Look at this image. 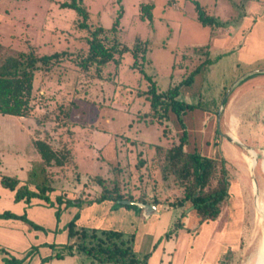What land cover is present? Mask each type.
Listing matches in <instances>:
<instances>
[{
    "label": "rangeland",
    "instance_id": "1",
    "mask_svg": "<svg viewBox=\"0 0 264 264\" xmlns=\"http://www.w3.org/2000/svg\"><path fill=\"white\" fill-rule=\"evenodd\" d=\"M64 1L0 0V55L29 49L39 55L86 52V33L77 26L76 12L61 7ZM196 2L218 22L213 31L197 20ZM144 4L154 6L152 20L141 19ZM84 5L90 13L89 23L95 27L104 26L110 38L113 36L110 29L120 6L123 8L116 36L122 45L130 47L137 39L148 43L144 68L162 91L178 84L209 54L211 64L195 76L192 85L181 88L182 101L201 107L187 113L185 123L189 140L186 149L216 159L221 158L222 152L232 157L231 164L227 161L230 197L223 215L209 222H201L190 205L171 209L165 205L132 208L127 209L130 216L125 218L118 205L111 215L108 202L100 203L94 212L83 209L89 204L82 208L64 205L57 218V204L53 210L48 206L28 204L24 215L42 228L36 229L26 222L35 232H40L33 240L49 239L59 244V248L64 247L67 224L78 216L77 224L82 222V226L135 234L137 253H151L148 264H254L264 241L263 224L255 202V186L260 198H264V0H251L248 4L245 0H122L121 5L117 0H84ZM212 38L224 42L220 46ZM118 59L117 76L112 82L95 77H75L70 70L63 77L70 85L56 94V99L62 101L68 92L76 104L71 115L77 125L73 152L82 168L81 181L91 180L96 172L108 176L109 171L112 179L117 176L114 135L162 145L167 141L162 136L161 126L145 124L139 118L140 113L149 110V103L138 96V92L148 88V81L132 69L131 54ZM244 78L247 80L238 88H244V93L238 95V90L234 89ZM40 82L41 75L38 74L35 97L39 105L44 103ZM52 87L50 94L59 89ZM49 105L51 109L56 107L54 102ZM220 111L223 114L216 123ZM45 112L37 110L35 116L40 117ZM229 115L235 117L232 118L234 124L230 123V141L223 140L229 131ZM36 128L35 118L0 115V173L16 169L23 180H29L32 168L39 162L30 140ZM169 128V134L178 140L183 131L174 116ZM63 138L71 141L67 135ZM90 149L105 167L93 166L94 157L86 152H91ZM250 149L255 150L256 158L261 157L254 169L247 163L248 155L253 157ZM81 156H85L86 162ZM3 158L7 163L5 166H2ZM87 174L90 179L86 178ZM69 179V183L54 180L53 185L60 191L70 189L74 199L88 200L77 184L75 174ZM162 185L160 183L159 187ZM52 195L55 199L59 196ZM1 206L5 207L6 203ZM172 230L174 232L167 238L166 234ZM7 258L9 260L11 255ZM23 258L16 259L23 261ZM50 264H87V258L78 254L54 259Z\"/></svg>",
    "mask_w": 264,
    "mask_h": 264
},
{
    "label": "trees",
    "instance_id": "2",
    "mask_svg": "<svg viewBox=\"0 0 264 264\" xmlns=\"http://www.w3.org/2000/svg\"><path fill=\"white\" fill-rule=\"evenodd\" d=\"M117 1L122 4V0ZM250 1L245 0L247 4ZM61 7L76 12L79 19L77 26L86 33L85 40L88 45L86 52L62 51L39 55L34 49H29L0 55V115L36 119L37 128L31 143L39 156V162L32 168L28 181L23 182L18 177L2 174L1 185L16 193V202L25 201L30 204L33 199H40L52 207L57 204V218L60 217L61 207L64 205L66 208L72 206L82 208L85 204L110 201L126 209H138L135 203L165 205L169 209L185 208L190 205L194 215L201 222L219 219L230 197L231 181L227 160L225 157L216 159L199 151L186 149L189 134L183 116L201 107L189 105L180 99L181 88L192 85L195 76L211 64L209 54L178 84L162 91L144 68L148 43L137 39L130 47L122 45L116 36L124 14L121 6L110 29L113 33L112 38L104 26L95 27L89 23L90 13L84 5V0H65ZM153 8V5H142L141 19L152 20ZM195 11L199 23L213 31L218 24L215 17L209 15L197 2ZM126 54L133 57L132 69L138 71L149 83L145 91L138 92V96L144 97L149 103V110L140 113V121L161 126L162 136L168 142L165 145L147 144L129 136L114 135L117 176L112 179L109 171L108 176L97 172L91 180L81 181L82 168L73 152L77 125L73 123L71 115L76 104L68 92L63 95L62 101L56 99V94L61 88L70 85L69 80H63L66 72L70 70L75 77H95L112 82L118 72L120 62L118 57ZM111 66L113 72L110 71ZM38 74L41 75L39 88L44 90V103L41 105L37 103L35 97ZM246 80L247 78L241 80L234 91ZM75 81L74 84L77 85ZM52 83H54L52 86L59 87L54 94L48 93L50 89H54ZM225 94L226 90L222 95ZM53 102L56 107L51 109L49 103ZM41 109L46 112L40 117L35 116V112ZM173 116L183 131L178 140L169 134V123ZM64 135L71 141L65 140ZM74 174L79 182L77 184L82 186L89 199L79 197L69 199L61 191L62 194L53 202L50 195L58 191L53 185L54 180L68 181ZM87 175L86 178H89V174ZM160 183H163L161 188ZM87 188L91 191L86 192ZM166 194L167 197L163 198L162 196ZM172 195L173 197H170ZM0 217L20 219L36 229H42L30 222L25 215L18 216L5 212L0 214ZM77 220L78 216L67 224L68 244L60 248L54 255L55 258L63 259L79 254L85 256L90 264H148L151 253L144 255L137 253L135 234L81 227ZM173 232L172 230L167 233L166 237ZM51 247L56 248L54 245Z\"/></svg>",
    "mask_w": 264,
    "mask_h": 264
},
{
    "label": "crops",
    "instance_id": "3",
    "mask_svg": "<svg viewBox=\"0 0 264 264\" xmlns=\"http://www.w3.org/2000/svg\"><path fill=\"white\" fill-rule=\"evenodd\" d=\"M216 39L217 38H212V40L217 42L218 40H216ZM218 39H220V38H218ZM223 42L224 41L219 40L217 43L221 46L223 44ZM211 48H212V45L210 44L209 50ZM243 90H244V88L239 89L237 92L238 95L243 94L244 93ZM222 114H221V116H222ZM186 117H187V114L185 116H183L184 122L186 120ZM232 118L235 119V117H233V115L228 116L227 120H228V124H229L228 125L229 131H228L227 136L225 138H223V140H225L226 138H227V140L231 139L232 130H231L230 125L234 124V122H235V120H233ZM217 121H220V119L216 120L215 122L218 123ZM142 141L145 142L144 140H142ZM165 142H168V141H165ZM147 144H154V143H147ZM165 144H167V143H164L163 145H165ZM250 150H254V149H250ZM86 152L88 155L89 154L92 155L93 151L91 150V152H89L86 150ZM35 155H36V158H38V160H39V156L36 152H35ZM85 156L87 157V155H85ZM85 156H81L83 161H85V159H84ZM221 157H225L226 160L228 161V163L231 164L232 157L227 156V154H225L224 152H222ZM250 157L251 156L248 155L247 163L249 164V166H250V161H249ZM77 159L78 158H76V160ZM77 161L79 163V160H77ZM94 164H95V166L105 167L103 165H100L101 163H99V160H96L95 157H94V161H93V166H94ZM102 164L105 165V163H102ZM5 165H7V163H6V160H4V158H3L2 166H5ZM9 168H10V166H9ZM2 174L13 176V177L14 176L18 177L21 181L26 182L25 180H23L21 178V175L19 174L18 170H16V169L15 170L12 169V171L9 170V172H7V173L6 172L0 173V175H2ZM65 182L69 183L68 181H65ZM79 187L81 188V190H83L82 186L79 185ZM68 190H65V191L63 190V192H64L63 194L65 195V197H67L69 199H74V195H72V192L70 191V189H68ZM85 190H86V192L91 191L88 188ZM52 194L61 195L62 193H61L60 189H58V191H56V193L53 192ZM52 194L50 195L51 200L53 202H55L56 199L53 197ZM14 202H15V192L4 188L0 182V214H4L5 212H11V213H14L18 216H23L24 215V212H23L24 208L29 206L28 203L25 201H22V202L14 204ZM106 202L110 203L109 209L111 210L110 214L112 215L113 209L117 208V207H115L116 205L113 202H110V201H106ZM3 203L4 204L6 203L5 207L1 206ZM30 205L48 206V207H51V209L53 210L52 206H50L45 201L40 200V199H33L31 201ZM98 206H100V205L96 203L93 205L84 206L83 209L86 211L92 209L94 212V209H96ZM7 207H9V210H7L8 209ZM10 209H12V210H10ZM122 210L124 212L123 213L124 218H125V216L126 217L130 216V213L127 209H123V207H122ZM78 225L81 227H86V228H96V229L106 230V229L101 228V227L82 226V222H79ZM52 226H54V224ZM37 233H40V232L39 231L35 232V230H33L28 224H26L25 221H22L20 219H14V218L8 219V218H1L0 217V264H50V262L52 260H54V259L57 260V258H55L54 255L60 250V248H59L60 245L57 243H54V241H50L49 239H47L46 241H44L43 239L41 241H38L37 239L33 240L34 239L33 237H35V238L37 237L36 236ZM66 233H67V231H66ZM66 244H68V234H67V238L65 240L64 245H66ZM51 245H54L56 248L53 249L51 247ZM43 246H47V247L45 248ZM39 247L40 248L43 247V248L39 249ZM36 249L38 251H36ZM26 253H28V254L26 255ZM8 255H11V258H9V260H7ZM13 255L18 256L16 258L24 257L22 259L23 261H19L18 259L12 257ZM74 256H76V255H74ZM66 257H70V256H66ZM87 264H90V262L88 260H87Z\"/></svg>",
    "mask_w": 264,
    "mask_h": 264
},
{
    "label": "bare ground",
    "instance_id": "4",
    "mask_svg": "<svg viewBox=\"0 0 264 264\" xmlns=\"http://www.w3.org/2000/svg\"><path fill=\"white\" fill-rule=\"evenodd\" d=\"M252 158H249V161L252 165V168L254 169L258 165V158H256L255 154L256 152L254 150H251ZM262 170L264 172V160L262 162ZM261 196L259 195V191L257 187L255 186V202H256V208L257 211L260 214V221L262 222V216H263V211H264V198L261 199ZM254 264H264V241L261 244L255 263Z\"/></svg>",
    "mask_w": 264,
    "mask_h": 264
},
{
    "label": "water",
    "instance_id": "5",
    "mask_svg": "<svg viewBox=\"0 0 264 264\" xmlns=\"http://www.w3.org/2000/svg\"><path fill=\"white\" fill-rule=\"evenodd\" d=\"M241 81V80H240ZM239 81V82H240ZM221 113H222V111H220L219 112V119H220V117H221ZM140 209H144V208H150V206H152V205H150V204H142V203H135ZM154 206V205H153ZM262 224H263V229H264V211H263V216H262Z\"/></svg>",
    "mask_w": 264,
    "mask_h": 264
}]
</instances>
